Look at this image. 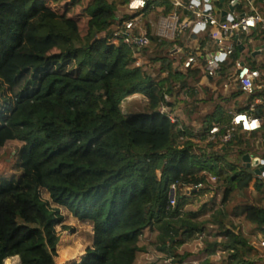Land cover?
Returning <instances> with one entry per match:
<instances>
[{
	"label": "trees",
	"instance_id": "16d2710c",
	"mask_svg": "<svg viewBox=\"0 0 264 264\" xmlns=\"http://www.w3.org/2000/svg\"><path fill=\"white\" fill-rule=\"evenodd\" d=\"M48 1L0 0V79L12 99L0 113V159L9 143L19 144L0 172V264L14 257L19 264H55L57 227L73 234L86 230L77 264H184L188 254L178 249L194 237L206 256L198 264H258V249L233 218L264 230V178L242 163L245 154L264 158V108L236 111L258 118V131L218 141L230 123L222 88L239 49L212 79L214 88L201 87L203 104L213 109L193 119L199 107L181 97L195 98L192 84L203 80V62L181 69L173 43L149 27V44L140 49L114 37L133 16L159 7V13H172L169 1H148L132 17L129 0H88L76 16L68 7L57 12ZM79 1L70 0L76 7ZM255 3L264 15V4ZM120 10L125 13L118 15ZM254 30L253 38H264L261 24ZM136 55L149 56L150 65H136ZM136 95L142 104L131 101ZM213 125L220 127L216 142L208 141ZM189 187L191 196H184ZM218 191L220 205L186 208L190 198ZM45 209L57 214L53 227ZM146 232L148 244L141 245ZM151 251L154 257L141 262Z\"/></svg>",
	"mask_w": 264,
	"mask_h": 264
},
{
	"label": "built area",
	"instance_id": "2783aa9c",
	"mask_svg": "<svg viewBox=\"0 0 264 264\" xmlns=\"http://www.w3.org/2000/svg\"><path fill=\"white\" fill-rule=\"evenodd\" d=\"M148 1L151 0H129L126 10L128 13L134 15L143 10ZM167 1L171 3L173 12L161 19L159 23L160 37L168 36L169 34L173 36L177 32H180L182 28L184 29L187 27L188 23L179 20V12H183L190 19L192 28L209 32V36L213 42L212 53L206 57H198L195 54H189L185 56L181 64V69H188L199 61L203 62L201 68L205 78H215L219 73L221 65L241 46V42L236 38L238 35H248L258 24H261L262 29H264V15L258 11L255 5L256 0H237L238 5L246 9V13L238 15L234 13V11H227L224 17H220L216 13V10L210 5L209 0H204V5H202L201 0ZM232 1L234 0H231L229 4L232 3ZM142 23V17L133 16L123 21L121 25L117 27L114 32V37L120 39L128 47L137 49L146 47L149 44V38L143 31ZM232 63L233 68L228 73L230 80L232 79L237 88L245 95H253L255 91V81L260 77L259 70L246 66L239 58L234 59ZM262 103H264V98L254 99L249 105V110H252L255 106ZM229 114L231 115L230 123L218 138L221 144L229 143L237 131L241 133H252L258 131L261 127V122L258 118L250 117L246 113L231 111ZM219 132L220 127L218 125H213L209 130L208 141L216 142ZM251 157L254 158V156ZM261 167L264 168V158H259V166L257 169ZM255 178H264V170L258 175L255 174ZM209 181L214 183L215 178L210 177ZM201 188L202 185L199 184L194 187V191ZM171 191L172 198H170V205L173 206L175 204V185L171 186ZM185 191L191 194L192 188H186ZM259 245L264 247V239L260 241Z\"/></svg>",
	"mask_w": 264,
	"mask_h": 264
},
{
	"label": "rangeland",
	"instance_id": "374dc122",
	"mask_svg": "<svg viewBox=\"0 0 264 264\" xmlns=\"http://www.w3.org/2000/svg\"><path fill=\"white\" fill-rule=\"evenodd\" d=\"M88 0H80L79 2L81 3L78 7H76L75 5H72L70 0H49L48 3L51 5V7L56 10L57 12L61 13L64 12L65 9L68 7V11L69 14L72 16H76V15H81L82 14V9L85 7V5L87 4ZM125 13V10H120V12L118 13V15H122ZM127 15L131 16L133 14L128 13ZM81 17V16H79ZM146 17V15H145ZM154 18L155 16L153 14L148 15L144 20H143V27L145 25V23L147 24L146 21L150 20V18ZM143 19V18H142ZM82 22L80 23V29L81 31L84 28V19L81 20ZM241 36H244L242 34H240ZM243 39V37H242ZM246 39V46H247V50L249 51V43H250V39L248 38H244ZM249 53V52H248ZM248 53H240L239 57L242 61H245L247 64L250 63V54ZM150 56H153V53L151 52V54H149ZM136 65H142V64H149V56L147 55H136ZM150 65V64H149ZM245 99L248 100V98H246V96H244ZM237 97H229V100H227V104H233V101L236 99ZM133 99V100H132ZM135 101L139 100L142 104L143 103V98L140 95H137L136 98H131V101ZM239 105H242L241 102L238 101ZM138 105V104H136ZM12 106V99L10 97V94L8 92V88L6 83L0 79V113L4 114L8 111L9 107ZM141 106V105H140ZM140 106H136L133 107L135 110H140ZM128 108L129 105L128 103H124L122 106L123 112L126 114L128 112ZM177 114H180L179 112H177ZM181 115V114H180ZM219 112H217L215 114V116H218ZM182 116V115H181ZM182 118L184 119V121H187L186 118H184V116H182ZM195 124V123H194ZM19 146L18 143L13 142V143H9L2 152V157L0 159V172L6 168V162L4 161V157L6 155H10L15 148H17ZM7 161H10V158L7 159ZM250 188L252 189V183L250 184ZM184 196H188L190 197L191 194L187 193L185 190L182 191ZM256 197L257 195L254 194ZM213 197V199H212ZM221 191H218L216 193L210 192V193H203L200 194L199 197L196 198H190V200L188 201V204L186 206L187 209L190 210H194V211H200L203 205H207L205 208V210L210 209V205H220L221 202ZM234 203V201H233ZM232 205H230L229 207H231ZM209 207V208H208ZM46 212L49 214V216L51 217V225L53 227L54 222L57 219V214L51 211H48L47 209H45ZM204 210V211H205ZM233 222L234 225L237 227V231L242 232L247 238H249L251 240V243L254 245L255 248L258 249L259 255L261 256L262 260H260V262H258V264H264V247H261L259 245L260 241L264 239V231H259L256 229V227L254 225L248 224L246 222H244L242 220L241 217H234L233 218ZM60 227L56 228V231L59 232V237H60V242L56 247V255H55V264H77L80 262L81 258L83 257L84 253H85V249H86V245L88 243L87 241V236H86V230L84 229H79L78 233L73 234V232L71 231H61ZM145 238H142L141 240V245H145L148 244L149 241V233L146 232L144 235ZM202 241L199 237H194L190 240H188L184 245H182L179 249H178V253L180 255L183 254H188V257L185 259L184 264H198L199 262L203 261L205 259V254H199V250L202 247ZM220 253L217 255H214L212 257H210V262L211 263H216L217 260L220 257ZM154 257V253L148 252L145 253L143 255H141L140 257V261L142 262V259H146V260H151ZM167 264H172L170 261L166 262ZM4 264H19V258L18 257H14V258H10L7 259L5 261Z\"/></svg>",
	"mask_w": 264,
	"mask_h": 264
},
{
	"label": "crops",
	"instance_id": "0c3cea01",
	"mask_svg": "<svg viewBox=\"0 0 264 264\" xmlns=\"http://www.w3.org/2000/svg\"><path fill=\"white\" fill-rule=\"evenodd\" d=\"M184 1H188V0H184ZM201 1H202V5H204V0H201ZM217 2H215L213 0H209L210 5L212 6L213 9L216 10V13L220 17H224L226 15V12L228 11L229 2H225L223 6H218ZM261 4H264V2H262ZM255 5H256V3H255ZM256 7H257L258 11L260 12L262 6L256 5ZM162 9H163V7H159L156 10V12L153 11L151 14L156 16V13H159V11H161ZM234 13H236L238 15H242V14L246 13V9L242 8L241 11H238L235 8ZM168 15H164L163 13L160 12L159 15L156 16V20H154L155 17L150 18V20L146 21L147 24L145 23V25L143 27L144 28L143 31L146 33V31L148 30L147 28L149 27V29L150 28L152 29L155 36L160 37L159 36V29H160L159 23H160L162 18H165ZM146 17L144 16L143 20ZM179 20L181 22L185 21L186 23H188L187 27L184 29L182 28L180 30V32H177L173 36L171 34H169L168 36L160 37L162 39L170 41V43H173V46L171 49V54L174 55L181 62L183 61L185 56H187L189 54H195L198 57H206L207 55L211 54L213 51V42L209 36V32L192 28V26L190 25V19L183 12H179ZM254 31L255 30L252 29L248 35H244V36L238 35V37H236V38L239 40V42H241L240 47L242 48V50L240 53H248L249 52L248 54H250V56H249L250 57V63L247 64L245 61H243V63L252 69L259 70L260 77L258 80L255 81V91H254L253 95L249 96V95H245L244 93L238 94L236 96H233V97H237L233 101V104H229V105L227 104V107L225 110V117H226V119H229V120L231 119V115L229 114L231 111L236 112L237 109L247 108L254 99L264 98V38H256V39L253 38V36H251V35L254 34ZM242 37H243V39H242ZM248 37L250 39L249 51L247 50V46H246V42H245L246 39H244V38L248 39ZM238 58L240 59V57H238ZM212 79L204 77L203 80L201 81V83L199 84L200 86L196 83L192 84V87H194V89L197 90V93H195V98L191 99L189 97V95L188 96L185 95V96L181 97V99H185L188 102H192L194 100L195 101L194 105L199 107L198 112L196 114H193V116H192L193 119H196L197 117L199 118L200 116L204 117V115L206 113L210 112L213 109L211 104H209V103L203 104V100H204L205 96H204L203 91H201V87H207V88H212V89L214 88V82L212 81ZM222 89L225 92L227 100H229V97H232L233 93L239 91V89L237 88L235 83L232 81V79L230 80L229 76L227 77V81H225ZM136 96H134L133 98H136ZM244 96H246V98H248V100L245 99ZM238 101L241 102L242 105H239ZM259 105L264 108V103L259 104ZM259 105H257V106H259ZM179 113L181 114V112H179ZM180 114H177V115L182 118V116H184V115L181 114L182 115L181 116ZM184 118H185V116H184ZM194 123H196V122L193 121L192 124H194Z\"/></svg>",
	"mask_w": 264,
	"mask_h": 264
},
{
	"label": "water",
	"instance_id": "95a60500",
	"mask_svg": "<svg viewBox=\"0 0 264 264\" xmlns=\"http://www.w3.org/2000/svg\"><path fill=\"white\" fill-rule=\"evenodd\" d=\"M213 1H218L220 4H223L225 2V0H213ZM259 3L264 2V0H257ZM238 3L237 0L232 1V3H230L228 5V11L233 12L235 10V8L237 7ZM239 52H241L242 48L239 47ZM242 163L246 166V168H256L254 173L255 174H260L261 171L264 170L263 167H261L260 169H257V167L259 166V158L254 157L252 158L249 154H245L242 157ZM170 198H172V191L170 192ZM264 231V230H263Z\"/></svg>",
	"mask_w": 264,
	"mask_h": 264
}]
</instances>
